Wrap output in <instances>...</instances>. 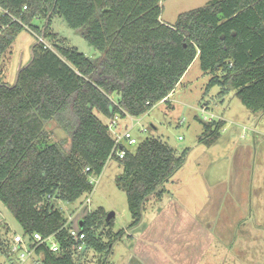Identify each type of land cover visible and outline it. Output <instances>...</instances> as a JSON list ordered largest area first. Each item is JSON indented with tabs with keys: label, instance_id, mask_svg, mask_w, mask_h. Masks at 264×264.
<instances>
[{
	"label": "trees",
	"instance_id": "16d2710c",
	"mask_svg": "<svg viewBox=\"0 0 264 264\" xmlns=\"http://www.w3.org/2000/svg\"><path fill=\"white\" fill-rule=\"evenodd\" d=\"M161 1L0 0V201L23 234L55 235L64 252L38 247L42 264H76L67 218L53 201L72 203L91 193V178L103 172L114 139L98 113L109 120L144 115L167 101L195 60L213 74L207 89L221 86V97L233 90L247 109L264 112V0H210L173 24L161 20ZM53 16L78 30L99 56L63 45L52 32ZM35 19L45 20L41 28ZM26 28L55 50L34 43V59L14 85L2 78V60ZM52 120L70 134L68 151L49 140L45 126ZM200 121L198 142L209 146L225 121ZM186 152L177 155L149 137L115 158L122 167L117 186L126 193L132 218L129 230L142 222L148 200L162 197ZM106 216L99 208L80 222L88 247L101 254L123 234L98 232L113 226Z\"/></svg>",
	"mask_w": 264,
	"mask_h": 264
},
{
	"label": "rangeland",
	"instance_id": "374dc122",
	"mask_svg": "<svg viewBox=\"0 0 264 264\" xmlns=\"http://www.w3.org/2000/svg\"><path fill=\"white\" fill-rule=\"evenodd\" d=\"M208 1L162 0L161 20L173 24L179 14L202 7ZM44 22V19H35L33 24L41 28ZM31 29L20 32L11 52L3 57L2 78L7 83L15 82L20 59L22 67L29 63L34 43L43 42L37 40L40 34ZM51 29L58 38L64 39L63 45L75 47L93 59L99 56L80 32L70 28L59 16L52 17ZM45 42L55 50L51 41L45 39ZM212 76L204 73L199 61L195 60L166 102L155 104L140 117L121 118L118 125L110 129L112 137L128 127L139 143L154 137L167 143L177 155L187 151L182 167L165 183L162 197L153 196L146 203L142 222L137 227L128 229L132 218L126 193L117 186L122 167L115 159L108 160L101 175L94 178L91 193L72 203L54 199L55 206L66 217L73 215L71 225L75 229H80L81 220L90 212L104 208L106 214L115 213L113 226L110 229L101 226L98 232L106 234L108 231L115 236L123 230L108 254L88 247L82 255L76 254V264H182L179 259L183 256L187 257L181 260L192 264L193 241L198 235L204 238L201 240L205 250L203 263L210 259L213 264L207 241L212 233L221 238L218 247L222 259H215L218 264H242L243 259L237 252L241 250L238 245L245 224L257 228L255 221L246 222V219L256 215V220H264V112L254 113L247 109L233 90L221 97V86L207 89ZM202 107H207L208 113L215 115L217 120L225 121L219 138L209 146L198 142L203 130ZM98 116L109 125V119L99 113ZM146 128L148 130L144 131ZM45 131L50 141L61 144L68 151L70 134L57 121H49ZM136 147H130L131 151ZM259 187L263 190L260 198ZM87 197L90 198L89 206H82ZM229 231L238 241L225 260L224 242ZM15 234H23L21 226L0 201V264H38L36 255L20 262V253L9 251ZM247 263L251 264L248 259L243 261Z\"/></svg>",
	"mask_w": 264,
	"mask_h": 264
},
{
	"label": "built area",
	"instance_id": "2783aa9c",
	"mask_svg": "<svg viewBox=\"0 0 264 264\" xmlns=\"http://www.w3.org/2000/svg\"><path fill=\"white\" fill-rule=\"evenodd\" d=\"M38 38L41 41H43V43L46 46H48L47 43L45 42L44 37L38 36ZM163 101H165V99L162 100L161 102ZM201 112L203 115V121L209 122V121L217 120V117L215 115L208 113L207 107H202ZM120 119L121 118L118 115H116L112 120H110V123L108 125L109 130L111 128H115L116 125H118V120ZM147 130H148L147 128L144 129V131ZM113 139H114V146L111 150L108 160L115 158L123 159L127 154L128 150L131 151L130 147L139 145L138 140L132 135L131 130L128 127L124 128V130L122 131L115 132ZM179 139H182V137H179ZM86 171H89V168H87ZM91 183L92 184L94 183V177L91 178ZM85 204L89 206L90 204L89 197L86 198L82 206ZM66 218H67V223L65 224V226L68 227L69 237L72 240V250L74 252V255L75 256L76 254L79 255L78 253L82 255L85 252V250L88 248L86 241L87 234L83 230L82 225H80V229H75L72 227L71 223H72L73 215ZM40 246H45L49 248V250L54 254L64 252V249H62L55 240L54 234L48 237H44L39 232H34L30 235L15 234L12 239L10 248L13 253L14 252L20 253V258H19L20 262H24L30 256L36 255L37 257H39L38 264H42L40 256L37 255L36 253L37 248Z\"/></svg>",
	"mask_w": 264,
	"mask_h": 264
},
{
	"label": "crops",
	"instance_id": "0c3cea01",
	"mask_svg": "<svg viewBox=\"0 0 264 264\" xmlns=\"http://www.w3.org/2000/svg\"><path fill=\"white\" fill-rule=\"evenodd\" d=\"M258 189H259L258 198H260V196H263V190L260 187ZM250 194L253 195L252 192H250ZM255 216L256 215H254L253 217H249V219H246V222L250 219L252 221H255V224L257 225L258 229L253 228V225L248 226L247 224H245V231L243 232L242 238L240 239V244L238 245L240 246L239 248H241V250L238 251L237 254H238V257H241L243 259V261L248 259V261L251 264H264V220H260V219L256 220ZM256 230H259L260 232H257ZM217 231L221 232L222 230H217ZM228 234H229L228 238L223 237L227 239L224 242L226 253L225 251H223L225 253V260L231 256L232 246L235 244L237 245V243L235 242L238 241L237 238H234V234L231 231H229ZM217 235L218 234L212 233L209 235V238L207 240L209 241L208 248H210L209 249L210 256L214 258L213 264H218L217 260L215 259L217 258L222 259V256H220L221 249H219L218 247L219 242H221L220 241L221 238H219ZM201 240H204V238L201 235H198L193 241L195 243V246L193 243V248H192L193 249V255H192L193 262L192 264H212L210 259H209V262L203 263V259L205 257L204 255L205 250H203L204 244L202 243ZM185 257L187 256L180 257L179 262H183L182 264H188L187 262H184V260H181V259H185ZM243 261H242V264H243Z\"/></svg>",
	"mask_w": 264,
	"mask_h": 264
},
{
	"label": "water",
	"instance_id": "95a60500",
	"mask_svg": "<svg viewBox=\"0 0 264 264\" xmlns=\"http://www.w3.org/2000/svg\"><path fill=\"white\" fill-rule=\"evenodd\" d=\"M38 43H40V41L37 42L36 44H38ZM31 56H32V57H31V60L29 61V63H27V64L24 65L23 67H22V61H21V59H20V61H19V70H18V73H17V75H16V80H15L14 85H16L17 82H18V78H19L20 71H21L23 68L27 67V66L33 61V59H34L33 48H32V50H31ZM114 216H115V213H114V212H110V213H108L107 216H106V221H107V222L110 221Z\"/></svg>",
	"mask_w": 264,
	"mask_h": 264
}]
</instances>
